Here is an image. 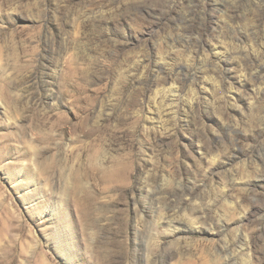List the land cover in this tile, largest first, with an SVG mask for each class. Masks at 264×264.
<instances>
[{
	"label": "rangeland",
	"instance_id": "374dc122",
	"mask_svg": "<svg viewBox=\"0 0 264 264\" xmlns=\"http://www.w3.org/2000/svg\"><path fill=\"white\" fill-rule=\"evenodd\" d=\"M0 264H264V0H0Z\"/></svg>",
	"mask_w": 264,
	"mask_h": 264
}]
</instances>
